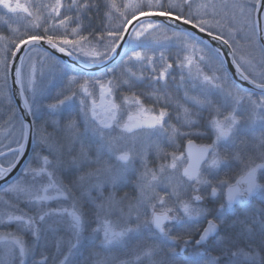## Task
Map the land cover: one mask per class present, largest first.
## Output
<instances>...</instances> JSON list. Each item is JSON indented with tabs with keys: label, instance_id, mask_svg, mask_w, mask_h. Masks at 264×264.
<instances>
[{
	"label": "snow or ice",
	"instance_id": "snow-or-ice-1",
	"mask_svg": "<svg viewBox=\"0 0 264 264\" xmlns=\"http://www.w3.org/2000/svg\"><path fill=\"white\" fill-rule=\"evenodd\" d=\"M0 7L15 46L0 52L13 57L43 41L107 67L125 46L103 78L69 75L75 69L47 52L25 75L21 58L22 108L0 55V131L9 141L0 181L28 157L0 195V264H264V0ZM158 18L176 24L171 35ZM10 20L26 21L25 30ZM49 21L51 33H36ZM181 25L226 46L234 72L220 47H198ZM45 66L67 80L54 95Z\"/></svg>",
	"mask_w": 264,
	"mask_h": 264
},
{
	"label": "water",
	"instance_id": "water-1",
	"mask_svg": "<svg viewBox=\"0 0 264 264\" xmlns=\"http://www.w3.org/2000/svg\"><path fill=\"white\" fill-rule=\"evenodd\" d=\"M161 21H163L165 24H167L169 28H172V29L176 28V24H170L164 18H158L157 19V22H161ZM134 23H138V22H134ZM180 27L187 29L189 32L195 33L196 37L199 40H201L202 42L208 41L211 47H213V48L220 47L222 52L227 54L226 56L221 57V59H223L225 61L224 67L229 70V73L234 72V67L231 66V64H230V62L232 60V56L230 54V50L226 46L220 44V42H218V41H211L210 38L207 37L206 34L199 33L198 30L192 29L191 26L181 25ZM34 47L40 48V49L48 52L49 54L53 55L54 57H56L61 62L70 65L74 69H77L79 71L81 69H83V73H86V74H97V73H100L102 71L107 70V67H112L117 61L120 60V58L123 56L124 51H125V46H122L121 48H119L117 50L118 54L114 57V59L112 61L107 62V67H106L105 65L81 64L79 60L75 59V57H68L63 53L58 52L56 49H52L49 45H47L43 41H41V43L39 45H23L21 47V50L16 53L15 57L12 56L11 61L9 63V78H8L9 89H11V92H10L11 97H12L13 102H14L16 107L22 108L23 98L18 95V87L19 86L14 84L15 69L21 68V58H24V55L26 54V52L29 49L34 48ZM245 87H247V85H245ZM27 158H28L27 156L22 158L21 166ZM21 166H18V168L16 170H14L12 174L9 175L7 182L0 181V188L5 186L6 184H8L12 179H14L19 174Z\"/></svg>",
	"mask_w": 264,
	"mask_h": 264
},
{
	"label": "rangeland",
	"instance_id": "rangeland-1",
	"mask_svg": "<svg viewBox=\"0 0 264 264\" xmlns=\"http://www.w3.org/2000/svg\"><path fill=\"white\" fill-rule=\"evenodd\" d=\"M21 2H25V0H21ZM44 2H48V0H44ZM117 2L119 3V2H121V0H117ZM6 13H7V10L6 9H2V7H0V17H2L3 19H8L9 16L6 15ZM9 22L12 24V27H19L21 32H23L25 30V25L27 23L26 21H21L19 23H15L12 20H10ZM52 23H53L52 21H49L47 24H43L42 23V27L41 28L35 29L36 33H38V34L43 33V27H49L50 33H51L53 31V29L51 28V24ZM27 26H28V29L29 30H32L30 24L27 25ZM58 31H61L62 32L63 30L60 29ZM0 35L9 37V40L0 41V49H3L5 47V45H7V48L8 49H10L12 51H15V46L12 43H10V39L13 38V33L10 31V29H9V27L7 25H4L3 24L2 21H0ZM168 35H171V31H169V30H168ZM237 38L239 39L240 37L238 36ZM241 42L243 43V41H241ZM197 43H198V47H204V44L202 42H200V41L197 40ZM175 49H176V47H175ZM44 52H46V51H44V50H42L40 48H36V47L31 48V49H29L26 52V54H25V56L23 58L24 61H25V63H24L23 68H22V71L25 73V75H27V73L29 71L28 65H29L30 62H36L37 69L38 70L40 69V67H41L40 61L41 60H47V58H45L43 56V53ZM0 55H4V56H7L8 57V67H9V63H10L11 58H12L11 51L0 52ZM49 57L55 58L54 56H52L50 54H49ZM55 60L60 61L57 58H55ZM48 63L50 64L51 63V60H48ZM61 63H63V62H61ZM44 70H45V73H46V79L52 81V83L49 85V94L50 95H54L55 92L58 91V90H55L53 87L54 86L56 87V84L58 82H60L61 80H63V79H61L60 73H59V70L58 69H52L51 70V74H49V68L47 66H45V69ZM205 70L207 71V69H205ZM69 75H71V73H69ZM94 77H102V75L98 74V75H96ZM2 83L3 82L0 81V85H2ZM8 87H9V81H8ZM12 104L15 106L13 100H12ZM74 105L78 108V101ZM74 105H73V108H74ZM4 107H6V102H5V104H4L3 107H0V112H2L4 110ZM0 123H2V121H0ZM8 144H9V141L4 138V132L3 131H0V150H2V149L3 150H6L7 148L5 147V145H8ZM11 146L12 147H15V144H12ZM2 160H3V157L0 159V161H2ZM7 186L8 185H6L4 188H6ZM3 189L0 190V195L3 194Z\"/></svg>",
	"mask_w": 264,
	"mask_h": 264
},
{
	"label": "trees",
	"instance_id": "trees-1",
	"mask_svg": "<svg viewBox=\"0 0 264 264\" xmlns=\"http://www.w3.org/2000/svg\"><path fill=\"white\" fill-rule=\"evenodd\" d=\"M118 21H113V23H117ZM96 23L97 24H99L100 23V21L99 20H97L96 21ZM168 30L169 31H171L172 32V29H170V28H168ZM41 34H43V33H41ZM176 49H175V47L173 46V47H171L170 48V53H171V55L172 56H175V53H176ZM83 59V58H82ZM122 60V59H121ZM121 60L116 64V65H118L120 62H121ZM106 72V71H105ZM105 72H103V73H105ZM71 73V75H75V74H77L78 72L75 70L74 72H70ZM103 73H100V75H102ZM85 75V74H84ZM88 76V75H87ZM90 77H94V76H96V75H89ZM67 83V80H66V78H64L63 80H61L60 82H58L57 84H56V87L54 86L53 88L55 89V90H59L60 88H62L65 84ZM57 88V89H56ZM54 94V93H53ZM77 109V107L74 105V108H73V111H75ZM3 150V149H2ZM259 201H260V199L259 200H254V203H256L257 204V206H259Z\"/></svg>",
	"mask_w": 264,
	"mask_h": 264
},
{
	"label": "flooded vegetation",
	"instance_id": "flooded-vegetation-1",
	"mask_svg": "<svg viewBox=\"0 0 264 264\" xmlns=\"http://www.w3.org/2000/svg\"><path fill=\"white\" fill-rule=\"evenodd\" d=\"M256 199H257V200H259L260 198H259V197H257ZM256 199H255V200H256Z\"/></svg>",
	"mask_w": 264,
	"mask_h": 264
}]
</instances>
